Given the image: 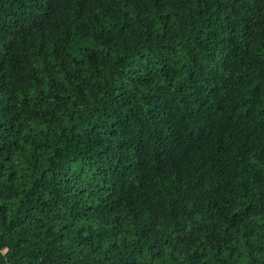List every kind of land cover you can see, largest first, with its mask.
Masks as SVG:
<instances>
[{"label": "trees", "instance_id": "1", "mask_svg": "<svg viewBox=\"0 0 264 264\" xmlns=\"http://www.w3.org/2000/svg\"><path fill=\"white\" fill-rule=\"evenodd\" d=\"M0 264H264V0H0Z\"/></svg>", "mask_w": 264, "mask_h": 264}]
</instances>
